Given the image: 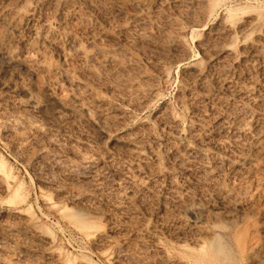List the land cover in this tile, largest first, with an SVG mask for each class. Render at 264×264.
<instances>
[{
    "label": "rangeland",
    "instance_id": "obj_1",
    "mask_svg": "<svg viewBox=\"0 0 264 264\" xmlns=\"http://www.w3.org/2000/svg\"><path fill=\"white\" fill-rule=\"evenodd\" d=\"M142 1L143 7L127 0H24L19 6L0 0V41L34 56L22 61L0 52V158L22 199L10 202L12 191L3 192L1 178L0 228L24 225L25 216L14 213L25 207L36 219L11 237L18 238L17 248L10 244L20 254L12 256L18 264H264V154L250 148L264 136V0H219L211 7L212 0ZM226 7L242 29L217 40ZM47 23L52 34L41 43L26 32ZM251 43L259 47L252 61L246 53ZM44 85L69 97L66 104L81 96L94 107L88 115L59 112V126L47 106L44 116L17 107L25 99L20 87L44 104ZM241 87L249 89L238 93L243 98L234 90ZM222 190L248 197V204L241 200L230 213L213 215L222 211ZM73 211L85 229L75 226ZM209 222L229 226L217 230ZM216 237L222 240L217 255L196 250L197 240Z\"/></svg>",
    "mask_w": 264,
    "mask_h": 264
},
{
    "label": "bare ground",
    "instance_id": "obj_2",
    "mask_svg": "<svg viewBox=\"0 0 264 264\" xmlns=\"http://www.w3.org/2000/svg\"><path fill=\"white\" fill-rule=\"evenodd\" d=\"M15 1V4L14 5H18L19 6V4H22V2L24 1V0H14ZM160 1V0H159ZM209 1V0H208ZM219 2V0H212L211 2L212 3H210V7L214 4V3H216V2ZM127 2L130 4V5H132V6H135V7H143L145 4H144V2L142 1V0H127ZM161 2V1H160ZM159 2V3H160ZM89 3V2H88ZM126 3V2H125ZM13 4V3H12ZM206 4V3H205ZM148 6V5H147ZM207 6V5H206ZM25 8V7H24ZM152 8V7H151ZM206 8V7H205ZM232 8V7H231ZM231 8H228V7H226V8H224L223 9V12L220 14V17H219V20H218V28H217V31H218V33L215 35V37H213V38H219V36L221 37V39L220 40H222V36L221 35H227V36H229L228 34H231V32L233 31V27H235V28H238V30H241V29H239L240 27V24H234L231 20H230V17H231V15L232 14H234L233 12V9H231ZM141 9V8H140ZM204 9V8H203ZM235 10V9H234ZM247 10V9H246ZM137 11V10H136ZM140 11V10H139ZM146 11V10H145ZM13 13H14V11H12ZM142 12V11H141ZM26 14V13H25ZM236 14V13H235ZM21 15V14H20ZM24 15V14H23ZM239 16V15H238ZM253 16V15H252ZM22 17V16H21ZM247 17V16H246ZM253 18H255V16L253 17ZM252 18V19H253ZM17 19V18H16ZM245 19H247V18H245ZM248 20H249V18H248ZM250 21H251V19H250ZM244 22H246V21H244ZM18 23V22H17ZM49 23H50V21H49ZM49 23H47V24H45V25H43V27L41 28V30L39 29H29L28 28V30L26 29V32H27V34H29L31 37H33L34 38V40L36 41V42H43V41H45V37H47L46 36V34H47V32H49V33H51L50 32V30L52 29L51 28V25L52 24H49ZM242 24V23H241ZM246 24H247V22H246ZM246 24H245V26H246ZM15 25V24H14ZM19 25V24H18ZM244 24H242V26L241 27H244L243 26ZM7 27L9 28V29H12L13 31L15 30V29H13V26H11V25H9V23H8V25H7ZM53 27V26H52ZM4 28V27H3ZM39 28V27H38ZM20 31V30H19ZM18 32V31H17ZM57 32V31H56ZM233 33V32H232ZM240 33V32H239ZM238 33V34H239ZM26 34V33H25ZM52 34V33H51ZM214 34V33H213ZM23 35V34H22ZM62 35V34H61ZM232 35V34H231ZM23 37V36H22ZM16 38V37H15ZM226 39V38H225ZM218 40V39H217ZM226 41V40H225ZM224 41V42H225ZM3 42V41H2ZM1 41H0V52H1V54L4 56V57H6V59L7 58H9V59H11V58H20V60H22V61H24V60H32V58L31 57H34V56H31V55H29V57H30V59H29V57H28V55L27 54H22L21 53V51L20 52H18V53H14V49L15 48H12L10 45H8V44H3ZM9 42V41H8ZM34 42V41H33ZM36 42H34V43H36ZM220 42V41H219ZM262 42V41H261ZM13 43V42H12ZM52 43V42H51ZM258 43V42H257ZM53 44V43H52ZM21 45H24L23 43L21 44ZM26 45V44H25ZM29 45V44H28ZM54 45V44H53ZM56 45V44H55ZM54 45V46H55ZM58 45V44H57ZM72 45V44H71ZM15 46V45H14ZM37 46V45H36ZM42 46V45H41ZM74 46V45H73ZM210 46V45H209ZM16 47H17V45H16ZM23 48H24V46H22ZM27 47V46H26ZM56 47V51L59 53V54H63L64 55V51H63V48H62V46L60 47V45L59 46H55ZM75 48H74V50H80V52L82 53V55L83 56H85V53L83 52V51H81V49H79V46L76 44L75 46H74ZM231 47V46H230ZM19 48V47H18ZM53 48V47H52ZM247 48V47H246ZM245 48V49H246ZM37 49V48H36ZM66 49V48H65ZM83 49V48H82ZM257 49H259V47L257 48ZM257 49H256V46H255V44H253V43H251V44H249L248 45V50H246L247 52V58H249L251 61L252 60H256L257 59ZM16 50V49H15ZM67 50H68V47H67ZM67 50H65V51H67ZM27 51V50H26ZM70 50H68V52H69ZM219 50H216V52H218ZM23 52H25V51H23ZM213 52H215V51H213ZM227 54H228V52H226ZM232 53H234V52H232ZM231 53V54H232ZM244 53H245V51H244ZM29 54V53H28ZM66 54H67V52H66ZM71 54V53H70ZM78 54V53H77ZM87 54V53H86ZM226 54V55H227ZM80 55V54H79ZM211 55V54H210ZM209 55V56H210ZM219 55H220V53H219ZM229 55V54H228ZM261 55V54H260ZM67 56V55H66ZM215 56V55H214ZM222 56V55H221ZM225 55H223V57H224ZM232 56H233V54H232ZM259 56V55H258ZM81 57V56H80ZM105 57V56H104ZM218 56H216V58H217ZM261 57V56H260ZM209 58V57H208ZM215 57H214V59H216ZM230 58H232V57H230ZM35 59V58H34ZM84 59V58H83ZM111 59V58H110ZM221 59V58H220ZM259 59V58H258ZM16 60V59H15ZM217 60V59H216ZM212 61L213 60H211V63H212ZM220 61V60H219ZM226 61H227V59H226ZM246 61H248V60H246ZM258 61V60H257ZM30 61H28V63H29ZM32 62V61H31ZM31 62H30V64H31ZM214 62V61H213ZM217 62V61H216ZM25 63H27V62H25ZM24 63V64H25ZM33 63V62H32ZM246 63V62H245ZM19 64H20V62H19ZM23 64V65H24ZM223 64V63H222ZM252 64V63H251ZM27 65V64H26ZM212 65V64H211ZM210 68V67H209ZM31 70V69H30ZM57 70V69H56ZM216 70V69H215ZM247 70V69H246ZM72 73V72H71ZM197 73V72H196ZM196 73H194V74H196ZM212 73V72H211ZM210 73V74H211ZM193 74V73H192ZM237 74V73H236ZM7 75V74H6ZM56 75V74H55ZM62 76V75H61ZM199 76V75H198ZM210 76V75H209ZM219 76V75H218ZM63 77V76H62ZM200 77V76H199ZM208 77V76H207ZM202 78V77H201ZM211 78H213V77H211ZM53 80V79H52ZM67 80V79H66ZM65 80V81H66ZM201 80V79H200ZM202 80H204L203 78H202ZM18 81V80H17ZM69 81H70V79H69ZM211 81V80H210ZM219 81V80H218ZM192 82H194V81H192ZM197 82V81H196ZM200 82V81H199ZM20 83V82H19ZM50 83V82H49ZM59 83V82H58ZM217 83V82H216ZM48 84V83H47ZM53 84V83H52ZM63 84V83H62ZM69 84H71V83H69ZM68 84V85H69ZM199 84V83H198ZM203 84H204V82L202 83V86H203ZM67 85V86H68ZM219 85V84H218ZM233 85V84H232ZM52 85H50V87H51ZM63 86V85H62ZM76 86V85H75ZM187 86V85H186ZM190 86V85H189ZM205 86V85H204ZM230 86V85H229ZM48 85H44L43 86V93H44V104H40V103H38L35 99H32V93L30 94L29 93V91L27 90L28 88H26L25 87V89L24 88H19V90L22 92V95L25 97V99H23V100H19L20 102L19 103H17L16 105H17V107H22V108H24V109H26V110H31V111H33V112H39V113H42V111H44L45 109V107L47 106L48 107V112H46V114L48 115V118H50V119H52V121H53V123L55 124V125H57V126H59L60 124H61V122L58 120V118H59V115L61 114L62 115V113H59V112H65V113H67V114H72V113H75V112H81L82 114H87L88 115V112L89 111H91L90 110V108L89 107H91V108H93L94 107V105H92V106H90V105H88L87 103H89V102H84V101H82L83 99H82V97L81 96H76V97H74V99H73V103L74 104H72V105H70V102H69V104H66L65 102L66 101H64V99L66 98V97H63V95H62V98H60L61 97V95H59V96H55L54 94H53V90L50 88ZM59 87H61V86H59ZM70 87H72V86H70ZM191 87V86H190ZM255 87V86H254ZM8 88L9 89H11V88H13V85H11V86H8ZM78 88V87H77ZM234 88V87H233ZM61 89V88H60ZM66 89V88H65ZM179 89H181V88H179ZM258 89V88H257ZM54 90H55V88H54ZM182 90V89H181ZM235 91H237L236 93L238 94L239 92H240V94H243L244 95V93H246V94H248V90L249 89H247V88H245V87H241V88H239L238 90L237 89H234ZM252 89H250V91H251ZM256 91V90H255ZM32 92V91H31ZM192 92V91H191ZM233 92V91H232ZM255 93V92H254ZM12 94V93H11ZM21 94V93H20ZM81 93H79V95H80ZM246 94H245V96H246ZM251 94V93H250ZM65 95H66V93H65ZM68 95V94H67ZM73 95V94H72ZM239 95V94H238ZM238 95H237V97H238ZM255 95V94H254ZM83 96V95H82ZM236 96V95H235ZM240 96H242V95H239V97ZM248 96V95H247ZM251 96V95H250ZM250 96H249V98H250ZM41 97V96H40ZM71 97V96H70ZM85 97V96H84ZM264 97V96H263ZM34 98V97H33ZM64 98V99H63ZM69 98V97H68ZM68 98H66L67 100H68ZM241 98V97H240ZM242 98H243V96H242ZM244 98H246V97H244ZM248 98V99H249ZM257 98H258V95H257ZM71 99H72V97H71ZM85 99V98H84ZM250 99H252V98H250ZM86 100V99H85ZM243 100H245V99H243ZM261 100V99H260ZM87 101H90V100H88L87 99ZM246 101V100H245ZM248 101V100H247ZM257 101H259V100H257ZM250 102V104H252V105H254L253 103H257V102H251V101H249ZM14 103H16V102H13V104ZM43 103V102H42ZM96 103V102H95ZM94 103V104H95ZM248 103V102H247ZM91 104H93V103H91ZM96 106V105H95ZM241 106V105H240ZM250 106V105H249ZM97 107V106H96ZM95 109V108H94ZM97 109V108H96ZM22 110V109H21ZM25 110V111H26ZM24 112V111H23ZM32 113V112H31ZM99 113V112H98ZM102 114V113H101ZM119 114V113H118ZM41 115H43V113L41 114ZM78 115V114H77ZM44 116V115H43ZM63 116V115H62ZM62 116H60V117H62ZM81 116V115H80ZM82 116H84V115H82ZM96 116V115H95ZM104 116V115H103ZM203 116V115H202ZM205 116V115H204ZM45 117H47V116H45ZM85 117V116H84ZM99 117V116H98ZM97 117V118H98ZM48 118H47V120H48ZM101 118V117H100ZM46 119V118H45ZM73 119V118H72ZM86 119V118H85ZM168 119H170V117L168 118ZM167 119V120H168ZM199 119V118H198ZM46 120V121H47ZM89 120V119H88ZM101 120V119H100ZM177 120V119H176ZM49 121V120H48ZM68 121V120H67ZM97 121V120H96ZM198 121H200V119L198 120ZM202 121V120H201ZM66 122V121H65ZM175 122V121H174ZM173 122V123H174ZM203 122V121H202ZM242 122V121H241ZM50 123H52V122H50ZM170 123H172V122H170ZM201 123V122H200ZM164 125V124H163ZM170 125V124H169ZM177 125V124H176ZM176 125H175V127H176ZM179 125V124H178ZM178 125H177V127H178ZM238 125V124H237ZM243 125V124H242ZM167 126V125H166ZM172 126V125H171ZM171 126H169L170 128L169 129H172L171 128ZM174 126V125H173ZM198 126V125H197ZM42 127V126H41ZM231 129H232V127H230ZM230 128H228V129H230ZM234 129V131L236 130L235 128H233ZM232 129V130H233ZM243 129V128H242ZM245 129V128H244ZM165 130V129H164ZM175 130V129H174ZM174 130H173V133H174ZM225 130V129H224ZM65 131V130H64ZM63 131V132H64ZM245 131H247V130H245ZM45 132V131H44ZM179 132V131H178ZM227 132V131H226ZM238 133H239V131H237ZM236 132V133H237ZM176 133V132H175ZM244 133H246V132H244ZM249 133V132H248ZM178 134V133H177ZM241 134V136H242V132L240 133ZM190 135V134H189ZM193 135V134H192ZM228 135V134H227ZM246 135V134H245ZM194 136V135H193ZM192 136V137H193ZM196 136H197V134H196ZM196 136H195V140L197 141V139H196ZM239 136V135H238ZM188 137V136H187ZM234 137V136H233ZM190 138H191V136H190ZM231 138V137H230ZM167 139H169V138H167ZM177 139V138H176ZM193 139V138H192ZM199 139V138H198ZM225 139H227L226 137H225ZM194 140V141H195ZM200 140V139H199ZM198 140V141H199ZM221 140H222V138H221ZM233 140V139H232ZM232 140H230V142H233ZM175 141V140H174ZM173 141V142H174ZM193 141V140H192ZM235 141H237V140H235ZM239 141V140H238ZM238 141L237 142H235L236 144L238 143ZM129 142V141H128ZM131 142V141H130ZM168 143H169V141H167ZM167 142H165L164 141V143L166 144ZM171 143L172 144V146H173V144L176 142H174V143ZM211 142V141H210ZM218 142H220V141H218ZM119 143H121V142H119ZM163 143V142H162ZM167 143V144H168ZM207 143H208V141H207ZM223 143V142H222ZM225 143V142H224ZM240 143V142H239ZM126 145H129V144H127V143H125ZM137 144H138V142H137ZM177 144V143H176ZM216 144V143H215ZM232 144V143H231ZM251 144H253L252 146H250V148H252V150H253V152L254 153H257V151H260V152H262L263 154H264V136L263 137H260V138H258L257 136L255 137V139H254V141H253V143H251ZM250 144V145H251ZM143 145V144H142ZM218 145H219V143H218ZM220 145H222V144H220ZM238 145V144H237ZM236 145V146H237ZM239 145H241V146H243L242 144H239ZM224 146V145H223ZM235 146V147H236ZM127 147V146H126ZM132 148L133 150H135L137 153H141V151L142 150H144L145 151V149L144 148H142V147H139V146H137V145H135V143H131L130 145H129V148ZM148 147V146H147ZM146 147V148H147ZM179 147V146H178ZM228 147H229V145H228ZM119 148H121V147H119ZM128 148V147H127ZM166 148V147H165ZM180 148V147H179ZM182 148V147H181ZM230 148V147H229ZM237 148V147H236ZM240 148V147H239ZM149 149H150V147H149ZM148 149V150H149ZM176 149H178V148H176ZM184 149V148H183ZM121 150H123V149H121ZM125 150V149H124ZM197 149H195V151H196ZM237 150V149H236ZM239 150V149H238ZM178 151V150H177ZM180 151H182V149L180 150ZM195 151H193V152H195ZM198 151V150H197ZM196 151V152H197ZM125 152V151H124ZM128 152H132V151H128ZM127 152V153H128ZM152 152V151H151ZM185 152H186V150H185ZM190 152H191V150H190ZM195 152V153H196ZM129 153V154H130ZM148 152H146V154H147ZM186 153H188V152H186ZM133 154V153H132ZM156 154V153H155ZM189 154V153H188ZM191 154V153H190ZM194 154V153H193ZM246 154V153H245ZM141 155H142V153H141ZM181 155H183V154H181ZM192 155V154H191ZM252 155V154H251ZM250 155V156H251ZM254 156V155H253ZM140 157H142V156H140ZM139 156L137 157L138 159L140 158ZM144 157H146V155L144 156ZM144 157H143V159H144ZM257 157H258V155H257ZM136 158V157H135ZM146 158H151V157H149V156H147ZM157 158V157H156ZM137 159V160H138ZM236 159H237V157H236ZM254 159V158H253ZM258 159V158H257ZM240 160H242V161H245V158H241ZM251 158L250 159H246V163L247 164H251ZM139 161H140V159H139ZM153 162V161H152ZM254 162V161H253ZM142 163V162H141ZM243 163V162H242ZM246 164V165H247ZM241 165V164H240ZM245 165V164H244ZM248 166V165H247ZM253 166V165H252ZM146 168V167H145ZM246 169V168H245ZM259 169V168H258ZM240 170H242V169H240ZM232 171H233V173L234 174H236V176L238 175L239 176V167L237 168L236 166H233V169H232ZM247 171V170H246ZM233 173H231V174H233ZM246 173V172H245ZM244 173V174H245ZM242 175H243V173H242ZM242 175L240 174V176L242 177ZM0 181L3 179V186L1 185L2 184V181H1V184H0V186H2L3 187V192H7V191H12V192H10V193H12V194H10L11 195V197L9 196L8 198L9 199H11L10 200V202L13 200V198H15L18 202H20V200L22 201V199H18V198H16V196L17 195H20V194H17V190H19V189H17L18 187H19V185H17V183H16V185H17V187H16V185H15V187L14 188H12L13 187V177H12V175H11V172H10V170L8 169V167H7V165L5 164V162L2 160V158H0ZM92 176V175H91ZM234 176V175H233ZM232 176V177H233ZM245 176V175H244ZM231 177V178H232ZM235 177V176H234ZM2 178V179H1ZM93 178V177H92ZM95 178V177H94ZM236 178H238V177H236ZM242 179V178H241ZM240 179V180H241ZM244 179V178H243ZM238 180V179H237ZM239 181V180H238ZM245 181V180H244ZM239 183V185L238 186H240V181L238 182ZM237 184V183H236ZM214 186V185H213ZM236 186V185H235ZM237 186V187H238ZM241 187V186H240ZM20 188V187H19ZM12 189V190H11ZM220 190V189H219ZM231 190V189H230ZM2 191V190H1ZM2 192V193H3ZM239 192H241V191H239ZM237 194V193H236ZM239 194H241V193H239ZM254 193L252 192V194H249V196L250 195H253ZM7 195H9V194H7ZM21 196H24V195H22L21 194ZM20 196V197H21ZM248 195H246L245 197H247ZM257 196V195H256ZM254 197H255V195H254ZM7 198V199H8ZM217 198L219 199V200H217V202L219 201L220 202V205L222 206V211H216L215 209H214V211H212V214L214 215V214H217V213H220V214H222V215H226L228 212L230 213V211H232V210H234L237 206H238V203L242 200H244V201H246V203H247V198H244V197H240V195H237V196H233V195H231V193L228 191V190H222V191H220L219 193H217ZM250 198V197H249ZM253 198V197H252ZM8 199V200H9ZM256 199H257V197H256ZM16 200H15V202H16ZM216 200V199H215ZM3 201L4 200H2V203H3ZM7 200H5L4 202H6ZM243 201V202H244ZM254 201V200H253ZM256 201V200H255ZM15 202H12L13 204L15 203ZM1 203V202H0ZM7 203V202H6ZM24 203V202H23ZM8 205L10 204V203H7ZM244 204V203H243ZM248 204V203H247ZM250 204V203H249ZM11 205V204H10ZM219 205V204H218ZM245 205V204H244ZM243 205V206H244ZM22 206V205H21ZM54 206V205H53ZM242 206V205H241ZM253 206V205H252ZM239 207H240V204H239ZM29 209V208H28ZM66 209V208H65ZM63 209L62 208V210L63 211H66V210H68V209ZM219 209V208H218ZM221 209V208H220ZM62 210H60L61 212H62ZM198 210L199 211H201V212H205V209H203L202 207H199L198 208ZM238 210V209H237ZM249 210V209H248ZM15 211V210H14ZM21 210H16V212L14 213V212H12V214L14 213L15 214V216H16V214L17 215H20V214H23V215H21V216H25V224L24 225H22L21 227H12L10 224H8L7 225V223H6V225H5V223H4V225H2L1 226V228H0V234L2 235V238L4 239V241H2V242H4V243H2L1 241V243H0V264H18L17 263V261L16 260H14L13 259V255L15 254V249H14V247L15 248H17L19 245H17L16 244V240L18 239H16L15 241H13L12 240V236H14L15 235V233H17V232H25V231H27V230H29L30 228H31V226H33L34 225V223H35V221H36V219L34 218V215L33 214H31V213H29L28 212V210L26 209V207H25V209H24V211L23 212H20ZM198 211V212H199ZM210 211V210H209ZM211 212V211H210ZM241 212V211H240ZM79 212L78 211H73V213H72V216H73V218H74V221H75V226L78 228V229H80V230H83V229H85L86 227H87V224H86V222L84 221V220H82L80 217H79V214H78ZM206 213V212H205ZM20 216V217H21ZM236 217V216H235ZM23 218V217H22ZM22 218L20 219V221L22 220ZM71 218V217H70ZM18 219V218H17ZM38 220V219H37ZM22 222H24V220H22ZM210 223V225H211V227H215L217 230H220V228H222V229H224V228H227L226 227V225L225 224H222V223H212L211 224V222H209ZM203 224V223H202ZM14 225V224H13ZM37 225V224H36ZM191 225H193V224H191ZM190 225V226H191ZM195 226V225H194ZM199 226H200V224H199ZM34 227V226H33ZM36 227V226H35ZM88 227H90V225L88 226ZM201 228V227H200ZM199 228V229H200ZM234 228H236V227H234ZM37 229V228H36ZM35 229V230H36ZM47 229V228H46ZM195 229H198V228H195ZM204 229H206V228H204ZM204 229H203V232H204ZM200 230H202V228L200 229ZM235 230V229H234ZM31 231H33V230H31ZM38 231H39V229H38ZM49 234H50V232L49 231H47ZM46 231H45V233H44V235H47L46 236V240L48 241V242H50V240H52L53 242H54V240H53V238H51L52 237V235H51V237L48 235V233H47ZM217 232V231H216ZM222 232V231H221ZM34 233V232H33ZM52 233V232H51ZM198 233V232H197ZM200 233V232H199ZM205 233H209V232H206V230H205ZM35 234H36V232H35ZM203 234V233H202ZM246 234V233H245ZM31 235V234H30ZM30 235H28L27 237H29V238H31L30 237ZM210 235V234H209ZM16 236V235H15ZM18 236V235H17ZM16 236V237H17ZM32 236V235H31ZM35 236V235H34ZM33 236V237H34ZM38 237H36V238H41V237H39V235H37ZM16 237H13V239L14 238H16ZM192 237V236H191ZM42 238H43V236H42ZM51 238V239H50ZM0 239H1V237H0ZM31 239H33V238H31ZM244 239H246V238H243V236H242V239H239L238 240V245L240 246V247H242V248H244L245 247V240ZM21 240V239H20ZM19 240V241H20ZM38 240V239H37ZM218 240H221V239H218V237H216V238H204V239H201V240H197V244H196V250L197 251H203V249H206V251L208 252V254H209V257H213V256H215V254L217 255L218 253H220L222 250H221V244L218 242ZM24 241V240H23ZM36 241V240H35ZM46 241V242H47ZM222 241V240H221ZM220 241V242H221ZM251 241V240H250ZM25 242V241H24ZM37 242V241H36ZM20 243V242H19ZM39 243V242H38ZM14 245V247H11V245ZM20 244H23L22 243V240H21V243ZM24 244H26V243H24ZM47 244V243H46ZM48 245V244H47ZM251 246H253V245H251ZM34 247V246H33ZM20 248H22V247H20ZM24 248V247H23ZM27 248V247H26ZM31 248V247H30ZM52 248V247H51ZM257 248V247H256ZM255 248V249H256ZM22 250H25V249H22ZM50 250V249H49ZM59 250V249H58ZM243 250V249H242ZM20 251V250H19ZM26 251V250H25ZM57 251V250H56ZM54 252V253H56V254H54L53 253V255L55 256H57V252ZM244 251H245V249H244ZM256 251H257V249H256ZM24 252V251H23ZM37 252V251H36ZM49 252V251H48ZM20 253H22V252H20ZM41 252H39V254H40ZM20 255L19 253H16V255ZM23 254V253H22ZM32 254L33 255H35L34 254V252H32ZM43 254V256H44V253H42ZM41 254V255H42ZM46 254H47V252H46ZM45 254V255H46ZM255 254V253H254ZM16 255H14V256H16ZM24 255H26L25 253H24ZM28 255V254H27ZM49 254H47V256H48ZM32 256V255H31ZM36 256V255H35ZM46 256V257H47ZM50 256L52 257V255L50 254ZM53 256V257H54ZM56 256L54 257V258H56ZM254 256V255H253ZM17 257H19V256H17ZM17 257H14L15 259L17 258ZM45 258V257H44ZM205 258H207V257H205ZM254 258V257H253ZM208 259V258H207ZM17 260H18V258H17ZM19 261H21V260H18V262ZM24 261H26V259L24 260ZM24 261H22V264H23V262ZM32 263H34V262H32Z\"/></svg>",
    "mask_w": 264,
    "mask_h": 264
}]
</instances>
